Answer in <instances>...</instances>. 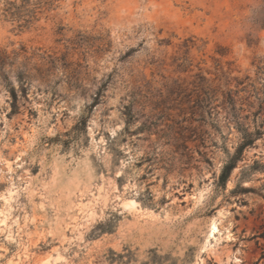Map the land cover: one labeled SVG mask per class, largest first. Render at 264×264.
<instances>
[{"label": "rangeland", "instance_id": "obj_1", "mask_svg": "<svg viewBox=\"0 0 264 264\" xmlns=\"http://www.w3.org/2000/svg\"><path fill=\"white\" fill-rule=\"evenodd\" d=\"M196 263L264 264V0H0V264Z\"/></svg>", "mask_w": 264, "mask_h": 264}, {"label": "bare ground", "instance_id": "obj_2", "mask_svg": "<svg viewBox=\"0 0 264 264\" xmlns=\"http://www.w3.org/2000/svg\"><path fill=\"white\" fill-rule=\"evenodd\" d=\"M76 180H77V175L75 176V178H74V180H73V182L75 183L76 182ZM73 183V184H74ZM126 205L127 206H129V207H132V208H134V209H136V206H137V203L135 202V201H133V200H129L128 202H126ZM2 213V212H1ZM5 221V220H4ZM4 221H2V222H4ZM7 228V227H6ZM217 230V221L216 222H213V224H212V227H211V234L213 235V233L215 232ZM207 246V243L205 244V247ZM197 264V263H196Z\"/></svg>", "mask_w": 264, "mask_h": 264}]
</instances>
